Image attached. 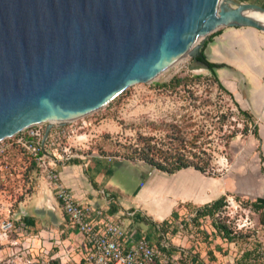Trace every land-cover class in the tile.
Listing matches in <instances>:
<instances>
[{
	"label": "water",
	"instance_id": "1",
	"mask_svg": "<svg viewBox=\"0 0 264 264\" xmlns=\"http://www.w3.org/2000/svg\"><path fill=\"white\" fill-rule=\"evenodd\" d=\"M0 0V140L106 106L126 88L159 79L181 57L204 59L227 27L264 26L263 8L235 0ZM207 69V67H206Z\"/></svg>",
	"mask_w": 264,
	"mask_h": 264
},
{
	"label": "rangeland",
	"instance_id": "2",
	"mask_svg": "<svg viewBox=\"0 0 264 264\" xmlns=\"http://www.w3.org/2000/svg\"><path fill=\"white\" fill-rule=\"evenodd\" d=\"M174 76H199L201 79L176 90L158 87V84L167 83ZM209 79L206 67L195 65L189 57H181L159 79L132 85L99 110L58 125L65 133L56 154L63 159L68 158L67 162L82 156L120 161L122 154L136 145L138 135L153 137L155 143L165 145V125L186 129L193 136H198L196 145L204 153L199 157L208 160L209 166L205 173L193 168L182 170L197 172L205 177H218L228 185L223 194L225 205L215 217L228 225L236 238L228 243L217 237H152L151 244L166 245L170 249L169 255L161 253L160 264H191V256H197L204 264H238L232 259L247 251H251L247 263L264 264V211H255L252 206L254 191L250 189V193L244 195L238 183L239 174L253 175V170L257 169L261 140L252 135V127L242 117L235 116L224 121L222 116L227 115L228 108H233L232 103ZM205 99L209 106H196ZM229 121H236L234 124L239 132L226 146L224 135L229 129ZM245 126L248 131L241 133ZM137 164L143 165V162L137 160ZM5 165L13 174L12 178L2 169ZM148 170L153 178L176 177L151 167ZM257 175L260 177L259 172ZM121 176L122 172H118V177ZM252 185L251 178L249 186ZM40 186L38 171L30 157L21 148L11 147L0 159V264H77L66 253L60 254L59 244L46 243L56 239L37 236L41 226H35L34 233L18 231L16 226L8 231L2 228L4 221L18 222L24 216L23 210L33 213L29 206L34 199L39 201L38 207L42 211H53L47 204V198L38 193ZM28 196L30 200L24 203ZM176 209L179 218H192L193 209L187 203L178 204ZM206 221L209 225L212 220L207 218Z\"/></svg>",
	"mask_w": 264,
	"mask_h": 264
},
{
	"label": "crops",
	"instance_id": "3",
	"mask_svg": "<svg viewBox=\"0 0 264 264\" xmlns=\"http://www.w3.org/2000/svg\"><path fill=\"white\" fill-rule=\"evenodd\" d=\"M237 2L264 9V0ZM216 32L206 39L202 52L209 62L223 65L216 70L219 82L232 94L238 106L256 121V139L261 140L258 167L253 170V175L239 174L238 183L244 195L254 191L252 205L262 206L264 211V32L247 26L227 27ZM54 169L79 205L91 209L90 221L98 230L107 221L123 227L125 236L120 243L124 249L132 247L141 238L152 243V237H217L212 224L206 225L207 217L199 215L197 218V213L222 198L224 191L228 190V185L218 177L179 170L170 174L176 175L172 179L153 178L144 165L86 156L70 162L60 160ZM107 170L111 173L108 174ZM118 172H122L121 177ZM251 178L252 187L249 186ZM185 203L193 209L191 215L195 213V217L182 219L177 216V205ZM31 204L29 208L34 212L26 209L22 214L31 217L35 226H41L37 236L56 239L46 243L59 244L60 254L66 253L77 264L81 261L88 264L89 246L62 212L42 211L37 199ZM153 246L159 250L164 248L162 245ZM250 252H240L238 258L232 260L238 264H250L247 263Z\"/></svg>",
	"mask_w": 264,
	"mask_h": 264
},
{
	"label": "built area",
	"instance_id": "4",
	"mask_svg": "<svg viewBox=\"0 0 264 264\" xmlns=\"http://www.w3.org/2000/svg\"><path fill=\"white\" fill-rule=\"evenodd\" d=\"M42 125L28 127L19 133L0 140V159H2L11 147L21 148L33 162L41 180L40 195L47 198L51 210H59L67 218L77 231L82 234L89 246V253L86 257L88 264H159L160 250L151 245L149 241L141 238L135 244L124 249L120 239L125 236L123 227L114 222L107 221L103 228L98 230L96 224L90 221L91 209L81 207L71 192L62 185L54 166L61 160H68L61 155L57 156L58 147L64 131L55 125L50 131L47 141L42 146L44 134ZM110 160V159H109ZM6 170L8 177H13L7 165L2 169ZM30 200L28 196L24 201ZM128 215V214H127ZM192 218L195 216L191 215ZM216 216V215H215ZM191 219V218H190ZM4 231L14 228L13 222H2ZM162 247H167L162 245Z\"/></svg>",
	"mask_w": 264,
	"mask_h": 264
},
{
	"label": "trees",
	"instance_id": "5",
	"mask_svg": "<svg viewBox=\"0 0 264 264\" xmlns=\"http://www.w3.org/2000/svg\"><path fill=\"white\" fill-rule=\"evenodd\" d=\"M218 33V32H216ZM199 62H203L207 70L210 73V81L213 85L218 88L222 93H224L228 99H230L233 108L227 109V115H223L222 118L230 119L235 116L242 117L245 121L250 124L252 127L251 133L257 138V124L255 119L251 114L246 111H243L238 104L235 102L232 94H230L219 82L216 70L223 67V65H218L212 62H209L206 58L199 59ZM201 77L199 76H191V77H177L174 76L169 82L158 84V87L176 90L178 88H185L189 84H194L200 82ZM208 80V79H206ZM210 83V84H211ZM209 102L208 100H200L197 107H207ZM236 121H229V129L227 130V134L224 135L226 139V146H228L232 140L237 137L239 129L234 124ZM165 137L167 139V143L165 145L155 143L153 141V137H147L138 135L136 145L130 146L126 153H123L121 156L122 161H129L133 163H137V160H141L144 166L151 167L154 170L164 172L166 174H174L175 172L186 169L193 168L200 173H205L208 171L209 162L206 159H202L199 157L202 151L197 147L196 143L198 141V136H193L189 131L183 129L178 125H165L164 130ZM248 131L247 126H245L241 133H246ZM198 148L196 151L194 149ZM107 173L110 174L111 170H107ZM225 205L224 198H220L214 203L205 206L202 211L197 213V218L200 216L207 217L211 219V224L214 229V235L217 238L225 241H233L236 237L232 233L230 227L223 223L218 217L215 215L223 208ZM256 211H261L263 209L262 206L252 205ZM173 218L175 216L172 215ZM195 217V216H194ZM16 226L18 231L24 232H35V221L28 216H21L18 222L13 223ZM15 228V227H14ZM204 239H209V237H203ZM216 238V237H213ZM160 253L165 255H169V248H161ZM198 257L194 256L191 258V264H204L202 261L197 259ZM160 263V262H159ZM79 264H86L81 261Z\"/></svg>",
	"mask_w": 264,
	"mask_h": 264
},
{
	"label": "bare ground",
	"instance_id": "6",
	"mask_svg": "<svg viewBox=\"0 0 264 264\" xmlns=\"http://www.w3.org/2000/svg\"><path fill=\"white\" fill-rule=\"evenodd\" d=\"M264 13V11L261 10H250L245 13V15L249 18L254 19L255 21L259 22L261 25L264 26V15H260L259 13Z\"/></svg>",
	"mask_w": 264,
	"mask_h": 264
}]
</instances>
